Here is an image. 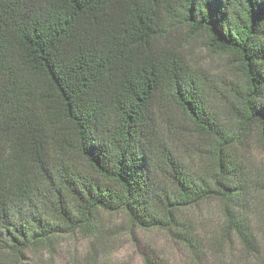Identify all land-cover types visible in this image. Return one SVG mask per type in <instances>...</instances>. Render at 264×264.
Wrapping results in <instances>:
<instances>
[{"label": "trees", "instance_id": "1", "mask_svg": "<svg viewBox=\"0 0 264 264\" xmlns=\"http://www.w3.org/2000/svg\"><path fill=\"white\" fill-rule=\"evenodd\" d=\"M201 36L235 79L188 63L180 42ZM174 111L207 139L208 175L165 143ZM253 133L264 148V0H0V264L95 236L100 211L195 254L181 214L212 201L254 250L234 151Z\"/></svg>", "mask_w": 264, "mask_h": 264}, {"label": "rangeland", "instance_id": "2", "mask_svg": "<svg viewBox=\"0 0 264 264\" xmlns=\"http://www.w3.org/2000/svg\"><path fill=\"white\" fill-rule=\"evenodd\" d=\"M181 45L194 68L216 80L235 79L236 70L230 59L210 52L205 36L182 41ZM173 117L174 127L170 126L172 121L166 122L170 132L165 133V143L193 173L208 175L214 160L206 152L207 139L195 134L190 122L178 111ZM234 151L249 178L242 214L256 235L254 250H247L237 237L226 234L221 205L212 201L181 214V221L197 241L195 254L168 231L133 227L123 212L100 211L95 236L78 231L54 237L50 246L26 252L20 264H145L146 257L161 264H264V148L258 134L253 133L245 135Z\"/></svg>", "mask_w": 264, "mask_h": 264}]
</instances>
